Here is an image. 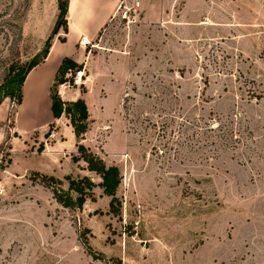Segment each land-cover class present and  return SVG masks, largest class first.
Segmentation results:
<instances>
[{"label": "rangeland", "instance_id": "374dc122", "mask_svg": "<svg viewBox=\"0 0 264 264\" xmlns=\"http://www.w3.org/2000/svg\"><path fill=\"white\" fill-rule=\"evenodd\" d=\"M122 3L94 44L129 77L120 101H89L82 143L120 171L112 214L98 187L81 210L55 202L40 176L100 179L51 159L50 124L5 97L63 39L57 0H0V264H264V0Z\"/></svg>", "mask_w": 264, "mask_h": 264}, {"label": "crops", "instance_id": "0c3cea01", "mask_svg": "<svg viewBox=\"0 0 264 264\" xmlns=\"http://www.w3.org/2000/svg\"><path fill=\"white\" fill-rule=\"evenodd\" d=\"M121 3L122 0H68L67 32L63 41L58 38L52 39L44 61L34 67L24 80L21 106L23 103L27 104L29 113L24 114L21 108L20 116L35 130L49 124L54 125V131L49 136L52 140L47 154L58 163L62 161L66 165L72 156H76L78 141L69 120L64 115L56 120L52 118L50 111L52 91L55 90L63 102L82 99L87 106L89 120H94L89 101L121 100V93L130 71L126 58L113 54L111 59L106 61V56L102 52H97L94 44L100 33L115 17ZM83 37L90 41L94 50L86 52V47L79 44ZM64 59L83 66L85 79L81 80V86H84L85 93L80 92L79 86L70 89L56 86L58 70ZM86 137L87 132L83 138ZM83 142L84 139L80 141Z\"/></svg>", "mask_w": 264, "mask_h": 264}, {"label": "trees", "instance_id": "16d2710c", "mask_svg": "<svg viewBox=\"0 0 264 264\" xmlns=\"http://www.w3.org/2000/svg\"><path fill=\"white\" fill-rule=\"evenodd\" d=\"M68 8V0H57L58 18L57 23L53 29V34H57L59 24L62 20L66 22ZM64 32H67V24L65 23ZM63 41L62 39H60ZM51 36L45 41L41 54L35 59L25 64L21 68L12 70V76L7 82L8 88L5 93V97L10 99H16L18 104L22 101V87L27 74L37 65L41 64L48 54V50L51 46ZM81 66L73 63L69 59H64L58 70V77H56V84L62 85L66 81L65 75L68 71L74 73L76 70H80ZM72 81L71 79L69 80ZM82 88V87H81ZM15 91H18V97L15 96ZM81 93H85L84 90ZM50 111L54 120L59 119L64 115L70 123L73 129V133L78 141L76 144L77 154L79 156H72V162L77 163L82 161L86 164V171L94 173L100 179V183L95 184L89 177H81L73 179L70 176H66L64 180L68 183L66 190L60 187L61 181L54 179L53 177L40 176L41 182L51 188L52 197L55 202L65 209L81 210L87 199L92 197V191L98 187L102 190V194L106 197H110L109 212L115 213V205L118 203L115 197L116 190L121 183V174L117 167H107L104 162L88 150L82 143L84 134L89 129V114L85 102L82 99H78L74 102H63L59 98L56 92L51 94V106ZM49 131L46 137L51 134L52 125H49ZM88 252L92 255L91 249L88 248Z\"/></svg>", "mask_w": 264, "mask_h": 264}, {"label": "built area", "instance_id": "2783aa9c", "mask_svg": "<svg viewBox=\"0 0 264 264\" xmlns=\"http://www.w3.org/2000/svg\"><path fill=\"white\" fill-rule=\"evenodd\" d=\"M122 4L123 3H121L118 6V9L117 10H119L122 7ZM138 8H139V3L138 2H134L131 5V7H129V8L126 9L123 18H126V15H128L127 16V19H130L131 18V19L134 20L138 16ZM79 44L81 46H84V47H87V46L93 47L92 44L90 43V41L87 38H84V37L81 38ZM65 78L68 81H66L65 83H63L62 85H60L61 87L70 89V88H73L74 86L75 87L81 86V84H82L81 80L82 79H85V77H84V71H83V69L76 70L74 73H72L71 71H68L67 74L65 75ZM70 79L72 80L71 82L69 81Z\"/></svg>", "mask_w": 264, "mask_h": 264}]
</instances>
